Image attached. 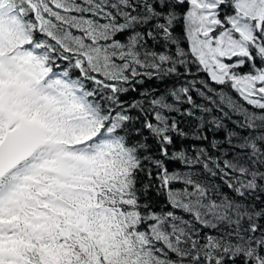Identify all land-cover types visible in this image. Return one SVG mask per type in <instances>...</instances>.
Listing matches in <instances>:
<instances>
[{
    "label": "snow or ice",
    "instance_id": "6c2138e0",
    "mask_svg": "<svg viewBox=\"0 0 264 264\" xmlns=\"http://www.w3.org/2000/svg\"><path fill=\"white\" fill-rule=\"evenodd\" d=\"M0 264H264V0H0Z\"/></svg>",
    "mask_w": 264,
    "mask_h": 264
}]
</instances>
